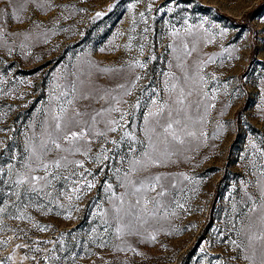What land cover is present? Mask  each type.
Here are the masks:
<instances>
[{
  "label": "snow or ice",
  "instance_id": "obj_1",
  "mask_svg": "<svg viewBox=\"0 0 264 264\" xmlns=\"http://www.w3.org/2000/svg\"><path fill=\"white\" fill-rule=\"evenodd\" d=\"M0 5V51L8 55L17 48L23 51L29 42L38 43L42 38L48 42L52 27L37 16L74 7L57 5L55 0H0ZM128 7L131 10L134 5ZM64 11L53 18L57 25L71 18ZM102 15L96 13L97 17ZM140 16L143 18L144 13ZM192 28L188 25L185 33L192 35ZM132 31H136L135 27ZM172 35L179 37V30ZM134 39L128 37L126 49L132 48ZM139 47L143 51L144 45ZM180 48L183 56L176 57L177 71L154 70L153 79L141 86L131 105L127 97L133 96L143 79L135 70L144 69L146 62L133 59L119 67H106L85 59L79 66L66 65L45 108L40 109L39 120L25 132H16L17 136L23 135V146L15 138L11 143L0 141V231L4 219L28 221L46 231L47 225L34 223L29 213L32 208L44 215L55 210V215L64 214V219L71 220L73 212L80 211L78 202L97 187L96 176L103 173V196L98 192L87 205L92 223L84 235L89 239L73 243L68 249L64 247L65 234H61L52 242L56 245L55 264H77L83 258L81 253L89 258L96 255L109 264L99 253L88 251L92 246L110 252L111 264H132L129 253L144 255L137 246L155 243L157 235L176 216L175 209H185L181 197L189 190L185 182L192 183L193 178L171 169L190 159L188 153L209 138L205 130L207 117L215 108L210 99L216 97H209L205 77L200 75L201 65L215 61L208 57L190 62L186 58L193 56L195 45L189 47L181 41ZM156 77L163 79L157 81ZM217 124L218 130L223 128ZM249 143L253 150L247 171L250 179L241 181L245 190L239 204L233 205L236 217L229 233L232 238L222 241L226 247L215 257L217 264H264V142L259 146L254 140ZM93 144L99 146L96 151ZM85 160L99 171L86 168ZM66 235L75 241V232ZM6 246L7 241L0 240V247ZM11 259L6 257L0 264ZM208 264L213 260L209 259Z\"/></svg>",
  "mask_w": 264,
  "mask_h": 264
},
{
  "label": "rangeland",
  "instance_id": "obj_2",
  "mask_svg": "<svg viewBox=\"0 0 264 264\" xmlns=\"http://www.w3.org/2000/svg\"><path fill=\"white\" fill-rule=\"evenodd\" d=\"M55 3L74 7L66 11L55 9L36 17L52 27L47 43L43 38L38 43L29 42L26 49L17 48L12 55L0 51V81H11L10 84L0 82V128L16 130L0 131V141L11 143L15 138L23 146L24 137L17 136L16 132H25L39 120L40 109L45 108L66 65L79 66L85 59L106 67H119L133 59L146 62L144 69L135 70L143 79L133 96L127 97L131 105L141 86L153 79L154 70L177 71L176 57L183 56L181 41L189 47L195 45L193 56L186 58L188 61L208 57L215 61L201 65L200 71L209 97H216L210 99L215 108L209 110L205 127L210 135L194 152L188 153L190 159L171 169L193 178L192 183L185 182L189 190L181 197L185 209H175L176 216L157 235L155 243L137 246L143 256L129 253V257L132 264H208L209 259L217 264L215 257L226 247L222 241L225 237L232 238L229 233L236 217L233 205L239 204L245 190L241 181L250 179L247 171L253 150L249 141L254 140L258 146L264 142V0H175V3L169 0H55ZM130 4L134 5L131 10ZM60 11L71 18L62 19L57 25L53 18ZM97 12L103 15L97 17ZM188 25L193 26L192 35L184 31ZM12 27L15 29V22ZM145 27L147 32L143 31ZM177 29L179 37L172 35ZM129 36L135 37L130 50L125 48ZM140 44L144 45L143 51ZM153 56L156 59H151ZM217 122L223 128L218 130ZM214 135L219 139L213 138ZM92 147L96 151L99 146ZM85 167L99 171L88 160ZM104 180L103 173L96 176L97 187L78 202L80 211L73 212L71 220L64 219V214L55 215V210L44 215L35 208L29 209L34 223L48 226L46 231H40L28 221L4 219L0 240L7 241V246L0 247V260L11 256L6 264H55L56 245L52 242L61 234H65L64 247L68 249L73 243L89 239L84 235L92 223L87 205L98 192L103 196L100 184ZM68 232H75V241L66 235ZM88 251L99 253L111 264L113 257L107 250L92 246ZM81 256L77 264H92V261L104 264L96 255L89 258L81 253Z\"/></svg>",
  "mask_w": 264,
  "mask_h": 264
}]
</instances>
